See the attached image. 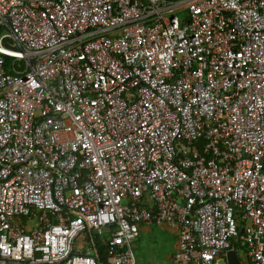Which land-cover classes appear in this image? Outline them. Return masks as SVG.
<instances>
[{"label":"built area","instance_id":"built-area-1","mask_svg":"<svg viewBox=\"0 0 264 264\" xmlns=\"http://www.w3.org/2000/svg\"><path fill=\"white\" fill-rule=\"evenodd\" d=\"M152 226L264 264V0H0V264H146Z\"/></svg>","mask_w":264,"mask_h":264},{"label":"rangeland","instance_id":"rangeland-1","mask_svg":"<svg viewBox=\"0 0 264 264\" xmlns=\"http://www.w3.org/2000/svg\"><path fill=\"white\" fill-rule=\"evenodd\" d=\"M145 230L140 233L134 244L133 253L136 261L146 264H169V256L172 255L174 249L175 231L156 226ZM166 257L168 260L165 261Z\"/></svg>","mask_w":264,"mask_h":264},{"label":"trees","instance_id":"trees-1","mask_svg":"<svg viewBox=\"0 0 264 264\" xmlns=\"http://www.w3.org/2000/svg\"><path fill=\"white\" fill-rule=\"evenodd\" d=\"M12 61V59H8V62H11ZM21 65H22V63H20ZM233 247L235 248V249H237L238 247H242L241 245H240V243H234L233 242ZM96 248H97V253H98V257H99V262L101 263V264H103L104 263V261H105V254H104V247L101 245V244H99V245H96ZM243 248V247H242Z\"/></svg>","mask_w":264,"mask_h":264},{"label":"crops","instance_id":"crops-1","mask_svg":"<svg viewBox=\"0 0 264 264\" xmlns=\"http://www.w3.org/2000/svg\"><path fill=\"white\" fill-rule=\"evenodd\" d=\"M146 228H148V227H141V232L142 231H146L145 229ZM161 228H165V229H167V230H169L168 228H166V227H161ZM170 231V230H169ZM174 236H175V232H174ZM175 244L176 243H174V249H175ZM174 249H173V251H174ZM237 252V255H238V257H239V259H240V261H241V263L242 264H250L249 263V261H248V259H247V257H246V254L244 253V251H242V250H238V251H236ZM167 258V257H166ZM165 258V261L166 260H168V258L166 259ZM169 258H170V263L169 264H171V256H169Z\"/></svg>","mask_w":264,"mask_h":264},{"label":"water","instance_id":"water-1","mask_svg":"<svg viewBox=\"0 0 264 264\" xmlns=\"http://www.w3.org/2000/svg\"><path fill=\"white\" fill-rule=\"evenodd\" d=\"M226 264H242L235 250L227 251Z\"/></svg>","mask_w":264,"mask_h":264}]
</instances>
